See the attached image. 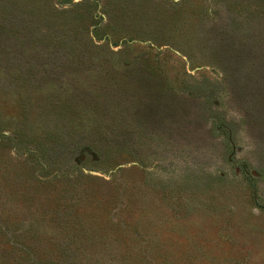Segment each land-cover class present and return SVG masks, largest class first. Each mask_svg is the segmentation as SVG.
<instances>
[{
    "label": "rangeland",
    "instance_id": "rangeland-1",
    "mask_svg": "<svg viewBox=\"0 0 264 264\" xmlns=\"http://www.w3.org/2000/svg\"><path fill=\"white\" fill-rule=\"evenodd\" d=\"M0 264H264V0H0Z\"/></svg>",
    "mask_w": 264,
    "mask_h": 264
}]
</instances>
